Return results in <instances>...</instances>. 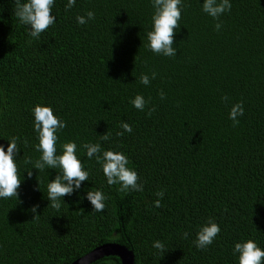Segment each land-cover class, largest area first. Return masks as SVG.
Wrapping results in <instances>:
<instances>
[{"label":"trees","instance_id":"1","mask_svg":"<svg viewBox=\"0 0 264 264\" xmlns=\"http://www.w3.org/2000/svg\"><path fill=\"white\" fill-rule=\"evenodd\" d=\"M204 3L182 0L169 57L148 46L153 0H75L68 10V0H54L56 22L39 37L15 15V0H0V145L7 151L19 138L21 179L17 198H0V264H68L108 242L131 249L135 264H239L234 245L248 239L264 250V0H229L218 20ZM89 11L95 18L78 24ZM137 94L143 111L131 103ZM238 102L244 113L233 126L229 113ZM37 104L67 124L57 133V154L75 141L90 170L60 198L59 210L47 185L61 170L34 166ZM84 143L125 154L137 189L109 186ZM89 190L107 197L102 212H93ZM210 218L221 231L198 249L193 242Z\"/></svg>","mask_w":264,"mask_h":264},{"label":"clouds","instance_id":"2","mask_svg":"<svg viewBox=\"0 0 264 264\" xmlns=\"http://www.w3.org/2000/svg\"><path fill=\"white\" fill-rule=\"evenodd\" d=\"M215 0H205L202 5L203 11L214 19H219V16L226 10L231 9L229 0H221L219 4L214 5ZM182 0H153L155 12L152 16L153 29L147 33L149 48L152 52L159 54L164 50L166 56H173L171 48L173 30L179 27L178 21L181 18ZM75 5V0H68L65 9H71ZM54 0H27L21 3V0H15V15L20 22L25 25H31L32 37H39L42 32L56 22V17L51 15ZM95 18V13L89 11L85 16H77L78 24H86L87 20ZM216 29L221 27L220 23L216 24ZM155 78L156 73H152ZM140 83L147 85L148 77L144 74L140 77ZM164 93L161 91V99L164 98ZM224 101L228 100L227 96L222 97ZM131 103L138 110L143 111L144 98L143 95L137 94ZM155 111L151 108L148 115ZM244 113L242 102L235 104L230 113L229 118L233 121V126L239 123L238 116ZM34 115V131L38 134L39 143L36 145V150L41 153L39 159L35 161L34 166L39 170H44L45 165L50 168H59L61 175H58L55 180L47 185L48 198L51 201V207L59 210L61 207L60 198L65 194H70L73 191L72 184L75 183L76 188L80 187V182L88 180L90 170L84 169L82 160L77 156V144L75 141H68L62 145V154H57V141L59 139L58 131L67 127L65 121L53 115V110L50 106H42L37 104L33 109ZM122 127L127 132H132V127L129 124H123ZM123 136L124 133H119ZM110 137L106 135L102 137L108 140ZM18 137H12L8 143L7 151L4 146L0 145V198L8 199L13 196L17 198V188L20 186L21 179L18 176V167L14 158V153L19 152ZM83 148L86 149V157L92 159L93 153H96V162L102 167V171L107 178L109 186L119 184L118 191L123 192L130 186L137 189L138 174L135 170L130 169L127 165L130 163L129 158L120 151L102 150L99 143H84ZM25 163H32V160L26 159ZM30 174V172H29ZM67 181V183H63ZM137 191H140L139 189ZM157 195H163V192H157ZM88 200L94 206L93 212H102L106 208L105 201L107 197L101 190H89L87 195ZM155 207H161L159 201L154 202ZM35 211V209H32ZM36 219L39 216L35 217ZM221 229L217 223L211 218L207 224L200 228L197 233V238L193 242L198 249H206L211 245ZM188 233H184L187 238ZM156 249H161L163 246L159 242L154 243ZM239 253V264H262L264 260V250H262L257 242L253 239H248L242 243H235L233 254Z\"/></svg>","mask_w":264,"mask_h":264},{"label":"water","instance_id":"3","mask_svg":"<svg viewBox=\"0 0 264 264\" xmlns=\"http://www.w3.org/2000/svg\"><path fill=\"white\" fill-rule=\"evenodd\" d=\"M105 256H116L120 264H135V255L125 245L108 242L98 245L68 264H90Z\"/></svg>","mask_w":264,"mask_h":264},{"label":"bare ground","instance_id":"4","mask_svg":"<svg viewBox=\"0 0 264 264\" xmlns=\"http://www.w3.org/2000/svg\"><path fill=\"white\" fill-rule=\"evenodd\" d=\"M106 257V256H105Z\"/></svg>","mask_w":264,"mask_h":264}]
</instances>
